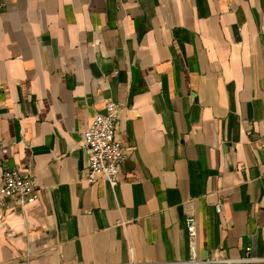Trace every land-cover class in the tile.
Instances as JSON below:
<instances>
[{
  "label": "crops",
  "instance_id": "1",
  "mask_svg": "<svg viewBox=\"0 0 264 264\" xmlns=\"http://www.w3.org/2000/svg\"><path fill=\"white\" fill-rule=\"evenodd\" d=\"M107 101L116 188L86 177ZM15 167L40 199L0 198V264H264V0H0V184Z\"/></svg>",
  "mask_w": 264,
  "mask_h": 264
},
{
  "label": "built area",
  "instance_id": "2",
  "mask_svg": "<svg viewBox=\"0 0 264 264\" xmlns=\"http://www.w3.org/2000/svg\"><path fill=\"white\" fill-rule=\"evenodd\" d=\"M124 106L113 101H107L102 113L97 114L94 121L84 133V143L88 154L89 165L87 181L97 183L105 180L112 188L121 183V172L127 159V148L118 135L120 114ZM0 198L17 200L22 206L35 204L40 199V190L37 181L19 168H7L0 184ZM216 209L221 212V206ZM186 228L191 247V262L197 263L196 249L198 227L193 202L187 204ZM251 248H247L250 253ZM251 257L240 260H219L210 262L242 263L253 262ZM201 263V262H200Z\"/></svg>",
  "mask_w": 264,
  "mask_h": 264
}]
</instances>
